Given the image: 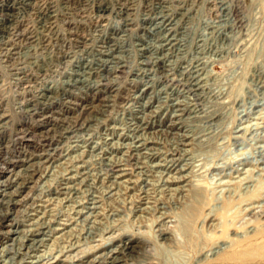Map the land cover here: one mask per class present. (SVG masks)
<instances>
[{
	"label": "rangeland",
	"instance_id": "374dc122",
	"mask_svg": "<svg viewBox=\"0 0 264 264\" xmlns=\"http://www.w3.org/2000/svg\"><path fill=\"white\" fill-rule=\"evenodd\" d=\"M51 1L56 6L57 15L59 17L58 22L56 23V32L65 39L68 36L66 21L63 20L62 16V13L65 12V2L62 0ZM133 1L135 5L132 9L130 8L128 10V13L135 22L142 17L158 16V12L155 14L149 13L145 9V0ZM167 1L168 3L166 5L171 11L190 13L189 16H186L182 20V23H184L183 25L188 28L186 41L189 47V51L184 56V59L186 60V63L190 60H198L204 67L205 75L203 77L204 82L202 83L204 86L202 92L203 98L199 103L201 110L198 115L193 113L191 114L192 116H189V113H192V111L185 113L182 119V125H185L186 127L183 126L179 128L182 126L181 124L177 127H171L170 117L162 112L158 117V120L163 122L161 123L162 126L155 128L151 136L154 140H157L158 144L156 145H158V150L160 148L159 151L162 152V157H164L165 153L173 151L176 147L175 141L168 137V133L189 134L192 137L186 140L188 145L183 146V148L188 151L182 153L183 155H181V157H183V159L177 166L171 169L165 167L153 168L154 171L149 172L150 176H144L147 180L149 179V183L144 187L145 189L143 188L147 193L137 191L132 193V195L122 194L125 192L124 185H128V179L138 180L139 178L138 172L140 169H131V172H129L126 177L118 180L121 183L120 187L118 186L120 189L113 191V193H121L120 195L115 193L112 196L107 195L103 199L99 198L100 201L98 205L101 207L98 208L90 218V220H94L97 223L84 221L86 220V214L81 217L83 220L80 219L76 222V219L80 217L74 213V209H71V207L68 206L69 203L61 200L65 195L52 198V195L49 194V189L56 185L57 182L63 179L67 174L59 162L53 164L56 165L59 163L61 166L54 168L55 171L53 173L51 172L52 174L41 184L38 186L36 184L32 189H26L22 193L23 196H28V200L22 206H13L14 208L12 209H14L15 212L12 216L16 214L19 216L20 220L23 222L20 229L23 232H26L32 228L30 223L41 217L44 211H50L49 213L60 212L62 215L60 223L53 224V227L59 228V230L65 228L63 231L55 235V238L58 237L60 239L61 236L66 237L70 234L82 238L81 230H90L89 227L90 225L93 226L92 224L98 227L97 229H93L95 231V235L93 234V236L96 237V241H91L87 244L81 243L79 248L71 250L65 255H76L82 249L87 250L88 247L98 244L102 236L109 237L114 231H117L116 233L124 231L141 232L142 235L146 237L145 239H147V237L151 240L154 239L156 228L155 231H153L151 227L152 221L159 216L160 209L156 207L158 204L160 206L164 205L168 207V212L175 216L173 220L177 219V223L172 221L169 223V226L176 227L179 224L184 230L186 223L184 224L183 220L187 213V206H184L183 203L186 202L187 197L186 195L184 196V194H179L180 191H164L165 189L163 188L165 186H163L162 180L167 179V177L172 178V176H175L183 178L181 177L182 175L187 176L190 174L189 176L184 177L182 181L170 185L173 188H178L192 182L200 183L199 186L203 189L205 188V191L210 196L213 195L218 197L221 201L228 197L226 191L228 188H234L233 185H242L244 181L243 179L241 181V178H251L249 189L251 191L255 190L253 193L255 194L257 192L258 194L256 193V195H259L258 197L261 198L258 202L254 201V204L258 206L264 203V0ZM224 1L225 3L228 2V4H235L239 10L242 9L241 23L237 24L234 19L235 26H232V15L225 17V13L223 12H225L224 8L226 4L223 3ZM90 2L91 8L87 11L89 13L86 12L87 17L85 19H82L79 14H76L73 17V20L81 21L88 25L87 31L83 34L80 32V41L83 40L84 43H82V41L78 45L75 44L74 46H68L63 42L61 45V42L54 43L53 39L45 38L43 44L47 46L43 49V45H40L37 42L30 43L23 38L17 40L16 43L22 45L18 49L20 52L19 56L18 54L15 55L16 60L19 58L18 66L23 68L21 70H10L8 64L3 61L2 57H0V114L6 113L11 116L8 130L0 136L2 138L0 139V181H4L3 187L7 188V191L14 190L17 182L26 178L28 175L25 171L26 169H24L27 168L28 162H22L23 158H29V161L31 159V161H37V159L44 161L49 157L48 152H51L56 146L66 149L71 145L78 144L79 147L72 150L70 155L67 156L68 160L62 159L60 162H72L71 165H75V170L81 171L83 167L79 166L82 165V162L79 163V161L84 158V160L86 159L85 166H87L92 175L91 178H95V173L101 174L107 170L103 158H124L126 149L114 151L112 147L120 146L123 143L132 144L135 141L134 133L128 129L127 120L129 113L133 110L132 107L129 110L121 107L113 108L107 118V126L103 127L95 124L89 133L77 135V140H79L77 143L67 142L61 137L63 128H67L71 122L79 116L82 106L100 107V104L102 105L101 102H98L102 96L92 95V92L89 94L88 92L74 90V94L72 93L71 95L74 101L72 100L71 103L66 102L67 100H71L67 98L52 103L45 101L38 102L37 104L36 102L28 111L19 108L22 105L25 108L27 104V100L25 99L26 96L21 94L22 90L25 88L31 89L32 94L36 95L47 86H54L53 88L60 93V87H62L63 82L70 77L67 74L72 72V70L76 68V65L88 55L84 53L86 47L87 49L89 47L95 49H90L91 54L89 53L90 55H88L90 58L93 54L95 55V51L99 48L98 46L103 44L102 36L107 35L110 32V29L106 30L108 20L112 24H117L121 21L115 13H109L107 21L103 22L104 27L94 28L91 19L96 18V13L93 7L95 1L92 0ZM107 2L116 4L115 2H117V0H107ZM125 3H127L126 0ZM181 16L182 15L179 14L177 17L179 18ZM33 24H36L35 20H30V25ZM218 27H220L224 35L226 34L225 38L219 36L216 32ZM129 28H131V26H129ZM132 28L133 31L140 32V30L137 29V24H134ZM181 30L183 31V29ZM45 33L46 35H49V31H45ZM114 33L115 32L113 31L110 33L113 38H118L122 35V33ZM140 34H142V32H140ZM82 37H84L85 40L82 39ZM134 40L135 38L130 37L127 41V44L130 45L131 43V46L127 45L128 47L126 46V48H132V50L126 52L129 56L127 58L128 68L117 83L120 88H124L132 81L133 76H131L132 74L130 71L141 67L139 64L140 57L137 52L133 50V48L135 49L132 44ZM113 41L114 39H110L109 44L114 43ZM29 46H32L35 49L29 53L31 55L26 53L28 51L26 47ZM9 47H11V45H9ZM20 71L21 74L18 75L16 72ZM24 74L30 75V80L28 82L23 81L24 84L19 85L17 79ZM31 75L33 76V79ZM179 75V69L174 63L169 72V76L170 78H174L177 76L179 77ZM143 84L146 83L144 82ZM143 88H145L144 85L139 86V94ZM177 88L182 90V87L180 88V86H177ZM169 91L171 92L173 90L169 89L168 92ZM175 93V96L171 95L172 98L178 97V91ZM32 94H30L31 96L29 97L27 96V99H31L33 97ZM157 95L158 94H156L154 90H149L141 100L143 104L145 102L151 103V105L145 108L146 115H150L154 110H158V106L161 104L158 103V100L165 102L169 94H161L159 99ZM185 98L184 95L180 97L182 100L189 101V104L192 102V97ZM135 105L134 113H137L138 116L141 115L140 117H142L143 112H139V107H136L138 105ZM191 109H193V107ZM65 117H67V119ZM27 130L29 131L27 132ZM124 134L128 135V137L122 138L121 136ZM169 136L172 137L171 135ZM111 138L112 140H110L111 143L109 145L103 142L105 139ZM85 150L89 152L85 153ZM144 152H147V150L143 149L141 151L142 154ZM145 156V154L142 155V157ZM143 161L147 162L149 165L155 164V162H152L149 158H144ZM186 162L188 166L185 167H189V170L181 171L180 168L183 167ZM147 163H145V167L146 165L148 166ZM9 164L11 165L12 172H6V166ZM165 164L170 165V163L167 162ZM238 169L241 173L236 172ZM145 170L149 169L145 168ZM189 171H191V173ZM81 179H83V177L79 178V180ZM88 182L90 183L91 181ZM102 183L103 182H99L97 185L99 189L101 188L100 191L107 189L105 183ZM89 188L91 191L94 190L89 186H85L84 189ZM99 189L94 190V194L97 196L102 195ZM26 191L28 192L26 193ZM139 193L144 197V203L136 202V197L137 195H140ZM137 207H140V210H137ZM23 208H25V210ZM83 210L85 212L88 211L87 208H83ZM9 212L11 213V208ZM112 212H114L115 215L111 216L110 214H112ZM231 216L237 221V219L243 218V212L241 213L240 209L235 208ZM168 220H170V218L166 219V221ZM63 223L68 225H63ZM200 226L201 225H199V228ZM10 229H16L11 225V221H0V264H11V253L10 256H7V252L12 244H15L16 242V239L14 241V239L11 238L16 237L17 235L18 238L23 239L22 233H11ZM196 231L199 234L197 237H200V231ZM176 236L178 239H181L180 230L177 231ZM55 238L49 240L47 242L49 243L47 247L40 249L35 254V257L33 256L28 260L35 261L39 255L51 258L56 251L62 249L63 246L66 245V242L62 241V239ZM54 240H57V242H53ZM17 241L19 242V239H17ZM145 241L146 243L148 242L147 240ZM153 241L149 242L148 245H151L155 254L163 257V264H168L169 262L170 264H189V262H191L190 254H177L175 253L176 251H173V248L161 246L159 243ZM18 242L16 243L18 244ZM250 253V257L248 258L249 264H264V236L259 242L254 243ZM64 258L65 257H62V259ZM246 259L247 256L245 254L238 256V261Z\"/></svg>",
	"mask_w": 264,
	"mask_h": 264
},
{
	"label": "bare ground",
	"instance_id": "6f19581e",
	"mask_svg": "<svg viewBox=\"0 0 264 264\" xmlns=\"http://www.w3.org/2000/svg\"><path fill=\"white\" fill-rule=\"evenodd\" d=\"M62 1L65 2V12L62 13V16L63 20L66 21L68 32V36L65 39L56 32V23L58 22L59 17L57 15L56 6L51 0H0V57H2L3 61L8 64L10 70L14 71L23 69L18 66L19 58L16 60L15 57L17 54L19 56L20 52L18 49L22 46L21 44L16 43V41L22 38L30 43L37 42L40 45L42 44L43 49L47 46L43 44L45 38H51L54 40V43L61 42V45L65 43L68 46H74L75 44L78 45L83 41H80V32L83 34L87 31L88 25L81 21L73 20V17L76 14H79L82 19H85L87 17L86 12L91 8L90 1L92 0ZM94 1L95 4L93 7L96 13V18L91 19L94 28L104 27L103 22L107 21L109 13H115L116 16L120 18L121 24L120 22L112 24L108 20L106 30L110 29V32L107 35L102 36L103 44L98 46L99 48L95 51V55L93 54L90 58L88 57V55L91 54L90 49H95L92 47L87 49L86 47L84 53L88 55L76 65V68L73 69L72 72L67 74L70 77L67 76L68 80L63 82L62 87H60V93L53 88L54 86H47L35 95L32 94L31 89L24 87L25 89L22 90L21 94L26 96L25 99L27 100V104L25 108L23 105L19 108L28 111L36 102L37 104L38 102L45 101L52 103L67 98L71 100H67L66 102L71 103L73 100L71 95L72 93L74 94V90L88 92L89 94L92 92V95L102 96V98L98 100L102 105L100 104V107L82 106L79 116L71 122L67 128H63V132L61 131V137L67 142L77 143L79 142V140H77V135L89 133L95 124L103 127L107 126L106 121L113 108L121 107L129 110L132 107L133 110H131L133 113H129L127 120L128 129L134 133L135 141L132 144L123 143L120 146L112 147L114 151L126 149L124 158H103L107 170L101 174L95 173V178H91L92 175L87 166H85L86 159L84 160V158L79 161V163L82 162V165L79 166L84 169L81 171L75 170V165H71L72 162H60L62 159L68 160L67 156L70 155L72 150L79 147L78 144L71 145L66 149L56 146L51 152H48L49 157L44 161L38 159L37 161H31L32 159L29 161V158L21 159L24 163L28 162L27 168H24L28 174L27 177L25 176L26 178L18 181L15 189L11 191H7V188L3 187L4 181H0V206H3L2 208L0 207V221H11V225L16 228L15 230L10 229L11 233L23 234V239L18 238L17 235L16 237L11 238L14 239V241L16 239V242H18L17 239H19L18 244L16 242L15 244H12L13 242L11 243L12 246L7 252V256H10L11 253V264H163V257L155 254L151 245H148V243L153 240L161 246L173 248V251H176L175 253L177 254H190L191 262H189V264H249L248 258L250 257V251L254 243L259 242L264 236V203L262 202L263 204L258 206L254 204V201L258 202L261 198L258 197L259 195H256L257 192L255 194L253 193L255 190L251 191L249 189L251 178H241L240 180L242 181L243 179L244 181L242 185H233L234 188H228L226 190L228 197L221 201L218 197L213 195L210 196L205 191V188L203 189L199 186L200 183L192 182L178 188H173L170 185L182 181L184 177H187L190 174H186L187 176L182 175L181 177L183 178L175 176H172V178L167 177V179L162 180L163 182L161 181L163 186H165L163 188L165 189L164 191H180L179 194H184V196L186 195L187 197L186 202L183 203L184 206H187V213L183 220V223H186L184 230L179 224L176 227L169 226V223L172 221L177 223V219L173 220L175 216L168 212V207L164 205L160 206L158 204L156 207L160 209V211L159 216L152 221V230L155 231L156 228L155 238L152 240L149 237L145 239L146 237L143 236L141 232L124 231L116 233L117 231H114L109 237L102 236L98 244L88 247L87 250L82 249L76 255H65L67 252L79 248L81 243L87 244L91 241H96V237L93 236V234L95 235L93 229H97L98 227L92 224L93 226L90 225L89 227L90 230H81L82 238L80 236H75L74 234L67 235L66 237L61 236L62 241L66 242V245L63 246L62 249L59 248L60 250L56 251L51 258L39 255L35 261L28 260L33 256L35 257V254L40 249L47 247L49 245L47 242L52 238H55V235L63 231L65 228L59 230V228L53 227L54 223H60L61 221L60 219L62 218V215L60 212H51V214L49 213L50 211H44L41 217H37L38 219L30 223L32 228L23 232L20 229L23 222L16 213V215L12 216L15 212L12 208H14L13 206L15 205L22 206L27 202L28 196L22 195L26 189H32L36 184L38 186L55 171L54 168L62 165L61 167L65 169L67 174L63 179L58 181L56 185L49 189V194L52 195V198L65 195L61 200L69 203L68 206H70L71 209H74L73 211L76 215H79L80 218H77L76 222L86 214V220L84 221L97 223L94 220H90V218L93 213L101 207L98 205L100 199L105 198L107 195L112 196L115 194L116 192L113 193V191L120 189L119 187L121 185L118 180L126 177L128 173L131 172V169H140L138 172L139 178L138 180L128 179V185H124L125 192L122 194L132 195V193L137 191L145 193L146 190H144V187L149 183V179L147 180L144 176H150L149 172L154 171L153 168L165 167L171 169L177 166L183 159V157H181V155H183L182 153L188 151L184 149L183 146L188 145L186 140L192 136L185 133L176 134L170 132L168 133V137L175 141L176 147L173 151L165 153L164 157H162V152L159 151L160 148L158 150V145H156L158 144L157 140H154L151 136L155 128L162 126L161 123L163 122L158 120L159 115L164 112L171 119V127H177L180 124L182 125V119L186 112L192 111V113H189V116L193 113L198 115L201 110L199 103L203 98L202 92L204 86L202 83L204 82L203 77L205 75L204 67L198 60H190L186 63V60L184 59V56L189 51V47L186 41L188 28L183 25L184 23H182V20L186 16H189L190 13L171 11L166 5L168 3L167 0H145V9L149 13L155 14L158 12V16L142 17L135 22L128 13V10L130 8L132 9L135 5L133 0H126L127 3H125V0H117V2H115L116 4L109 3L107 0ZM223 3L226 4V6L224 5L225 12L222 11L225 13V17L229 15H232L233 17L232 26H235L234 19L237 24L241 23L242 9L239 10V8L232 3L228 4V2L225 3V1ZM179 14L182 16L178 18L177 16ZM30 20H35L36 24L30 25ZM134 24H137V29H139L142 34L132 30ZM129 26H131V28H129ZM181 29H183V31ZM45 31H49V35H46ZM111 31L119 34L122 33V35L118 38H113L110 34ZM216 32L219 36L225 38L226 34H223L220 27L217 28ZM130 37L135 38L132 42L135 47L133 50L137 52L140 57L139 64L141 67L130 71L132 74L131 76H133L132 81L127 84L128 86L126 85L127 87L120 88L117 83L128 68L127 58L129 56L126 52L132 50V48H126L128 45L127 41ZM82 39L85 40L84 37H82ZM110 39H114V43L109 44ZM82 43H84V41ZM9 45H11V47H9ZM128 46H131V43ZM26 49L28 50L26 53L31 55L29 53L32 52L34 48L29 46L26 47ZM174 63L178 67L180 75L179 77L170 78L169 72ZM16 73L19 75L21 74V71ZM18 78V84L22 85L24 84L23 81L28 82L30 80V75L24 74ZM144 82L146 84H143ZM143 85L145 88H143L139 94V86ZM177 86H180V88L182 87V90L177 88ZM169 89H172L173 91L168 92ZM149 90H154V92L158 94V99L161 94L169 95L165 102L158 100V103H161L160 106H158V110H154L152 114L146 115L145 108L151 105V103L145 102L143 104L141 100ZM176 91H178V97L172 98L171 95L175 96ZM30 94H32L33 97L27 99V96H31ZM183 95L186 98L192 97V102L189 104V101L180 99ZM135 103L138 106H136ZM134 105L139 107V112H143L142 117H140L141 115L138 116L137 113H134ZM192 107L193 109H191ZM65 118L67 119V117ZM10 122V114H0V136L8 130ZM183 126L186 127L185 125H182L179 128ZM28 131L29 130H27V132ZM121 137L127 138L128 135L124 134ZM0 139L2 138L0 137ZM110 140H112V138L105 139L103 142L109 145L111 143ZM143 149L147 150V152L143 153L146 155L145 157H142L143 154L141 151ZM87 152L89 151L85 150V153ZM144 158H149L152 162L154 161L155 164L149 165L147 162L143 161ZM57 162L61 165L59 163L53 165ZM166 162L170 163V165L165 164ZM145 163H147L148 166L146 165L145 167ZM185 166H188L187 162L180 168V170H189V167L186 168ZM145 168L149 170H145ZM6 169V172H12L10 164L6 166ZM189 172L191 173V171ZM236 172L241 173L239 169L236 170ZM80 177H83V179L79 180ZM88 181L91 182L89 183ZM99 182L105 183L107 189L105 188L106 190L100 191L101 188L99 189L97 186ZM85 186H89L94 190L99 189L102 195L97 196L94 194V190L91 191L90 188L84 189ZM28 191H26V193ZM117 193L119 194V192ZM136 202L144 203V197H142L141 194L137 195ZM10 208L11 213L9 212ZM83 208H87L88 211L85 212ZM235 208L240 209L241 213L243 212V218L237 219V221L231 216ZM23 209L25 210V208ZM136 209L140 210V207H137ZM110 215L112 216L115 214L112 212ZM168 218H170V220L166 221ZM63 225L68 224L63 223ZM199 225H201L200 228ZM179 230L181 239H178L176 236V233ZM196 230L200 231V237H197L199 234ZM145 240L148 242L146 243ZM53 242H57V240H54ZM241 254H245L247 259L238 261V256ZM62 257L65 258L62 259ZM168 264H170V262Z\"/></svg>",
	"mask_w": 264,
	"mask_h": 264
}]
</instances>
